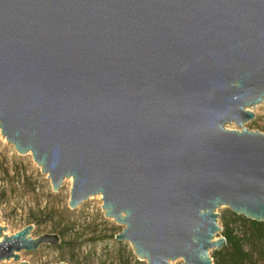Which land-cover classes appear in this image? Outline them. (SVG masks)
<instances>
[{"label": "water", "instance_id": "obj_1", "mask_svg": "<svg viewBox=\"0 0 264 264\" xmlns=\"http://www.w3.org/2000/svg\"><path fill=\"white\" fill-rule=\"evenodd\" d=\"M263 102L264 0H0L1 134L147 264H214L223 206L264 222ZM33 229L0 261L61 243Z\"/></svg>", "mask_w": 264, "mask_h": 264}, {"label": "rangeland", "instance_id": "obj_2", "mask_svg": "<svg viewBox=\"0 0 264 264\" xmlns=\"http://www.w3.org/2000/svg\"><path fill=\"white\" fill-rule=\"evenodd\" d=\"M255 119L245 124L251 131L264 133V102L253 109ZM230 129H238L235 124ZM72 179H65L58 192L31 154H19L0 133V227L13 235L33 225L32 238L44 234L60 237L59 245H43L37 251L20 252V261L28 264H147L138 258L129 242L116 240L123 226L105 217L102 197L93 196L77 209L69 206ZM224 237L228 225L239 237L249 231V224L228 207L217 209ZM216 250H211L213 258ZM214 260V258H213ZM0 264H18L13 260ZM171 264H183L176 260ZM259 264H264V260Z\"/></svg>", "mask_w": 264, "mask_h": 264}, {"label": "trees", "instance_id": "obj_3", "mask_svg": "<svg viewBox=\"0 0 264 264\" xmlns=\"http://www.w3.org/2000/svg\"><path fill=\"white\" fill-rule=\"evenodd\" d=\"M244 219L249 231L243 237L228 225L223 232L227 245L215 251L214 264H259L264 260V222Z\"/></svg>", "mask_w": 264, "mask_h": 264}, {"label": "bare ground", "instance_id": "obj_4", "mask_svg": "<svg viewBox=\"0 0 264 264\" xmlns=\"http://www.w3.org/2000/svg\"><path fill=\"white\" fill-rule=\"evenodd\" d=\"M1 133V132H0ZM70 181H71V179H70Z\"/></svg>", "mask_w": 264, "mask_h": 264}]
</instances>
